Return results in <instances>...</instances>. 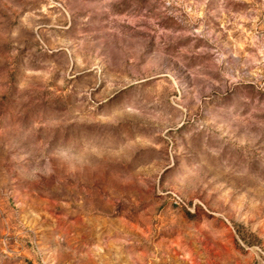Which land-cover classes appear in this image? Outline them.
I'll use <instances>...</instances> for the list:
<instances>
[{
	"label": "rangeland",
	"instance_id": "obj_1",
	"mask_svg": "<svg viewBox=\"0 0 264 264\" xmlns=\"http://www.w3.org/2000/svg\"><path fill=\"white\" fill-rule=\"evenodd\" d=\"M0 264H264V0H0Z\"/></svg>",
	"mask_w": 264,
	"mask_h": 264
}]
</instances>
